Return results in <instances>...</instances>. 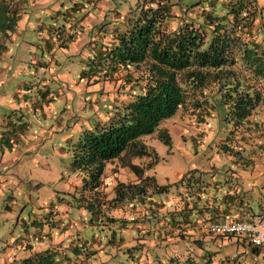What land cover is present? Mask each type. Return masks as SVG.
<instances>
[{
	"label": "rangeland",
	"instance_id": "obj_1",
	"mask_svg": "<svg viewBox=\"0 0 264 264\" xmlns=\"http://www.w3.org/2000/svg\"><path fill=\"white\" fill-rule=\"evenodd\" d=\"M142 1L25 0L14 13H9L6 7L0 5V26L6 24L0 28V33H3L0 44V177L6 179L2 186L5 194L0 197V264H24L23 260L28 264H68L69 258L76 256L78 261L84 257L90 258V264H133L127 247L133 249L136 256H141L140 262L145 261L143 254L146 252L150 258L162 256L164 246L172 245L170 240L166 239L164 245L162 236L158 238L159 241L155 240L160 244L153 245L149 238L155 235L139 233L127 222V229L116 232L117 242L120 235L125 237L119 246L118 243L109 242L111 230L101 221L108 223L107 216L116 218L118 212L128 209V219L131 216L142 219L144 211L146 221L154 226L158 217L164 214L169 217L167 211L174 210L178 204L179 192L186 186L178 181L182 174H188L189 178L193 174L195 177L200 175L199 183L206 184L210 193L215 191L214 183H209L213 174L226 188L231 181L239 182L252 210L258 212L264 207V151L256 157L254 167L245 163L242 157L235 158V161L222 151L219 144L228 132L229 123L224 118L225 107L218 93L211 98V112L205 120H196L191 114L178 109L159 124L158 130L141 137L148 148H154L157 154L153 166L144 167L141 175L145 178L149 175L155 177L156 184L167 185V189H154V181L149 178L145 180L147 184L143 183V178L133 179L137 175L130 168L121 166L119 160L106 163L103 177L105 194L103 190L93 193L82 188L81 177L70 166L72 142L77 139L81 129L111 113L115 104L128 99L129 95L119 89L120 75L94 82V77L89 78L88 74L81 76V71L89 70L96 49H102L108 36H112L113 29L123 25L125 16L137 12L138 2ZM172 1L176 2L174 12L195 13L200 7L212 4L220 8L224 0ZM75 2L76 6L73 7ZM257 2L264 7V0ZM177 23L178 20L171 17L167 27L175 28ZM190 106L188 104L186 108ZM258 109L264 122V104ZM10 119L22 121L18 122L19 126L16 124L13 128H7V123L11 124ZM160 130L168 132L171 144L159 138ZM25 147H28L27 150ZM146 160L147 156L133 159L140 166L145 165ZM230 168L246 176H254V180L240 177L230 179ZM258 170H261V174L257 173ZM13 171L16 172L15 178H12ZM118 181L142 183L149 191L142 195L145 202L135 197L138 194L136 187L123 190L122 197L115 199ZM16 183L19 187H15ZM92 193L97 197L95 200L104 205L106 198L110 200L109 207L103 206L99 221L96 218L90 221L92 214L86 206L87 200L81 198L85 196L90 200ZM7 195L15 200L9 201V206H6L9 200L6 199ZM50 201L60 211L66 212L61 221L73 230L75 240L71 242L69 238L61 237V247L54 252H51L49 242H32L38 247L35 249H49L51 252L35 254L24 249V245L21 247L20 237H33L35 222L44 233L56 231L48 209L45 208L43 213L40 211V206ZM93 203L96 205V202ZM133 203L138 206L131 210ZM33 209L36 215L31 214ZM181 217L177 215V219ZM21 218L28 222L26 231ZM116 222L118 224L119 221ZM78 224H81L83 240L77 238ZM60 231L62 234V228ZM163 231L166 234L174 232L170 229ZM142 235L147 241L146 250L141 255V249L135 246L137 237ZM8 240L11 245L7 249ZM179 245L185 246L184 242H179ZM190 245L197 246V243L190 240ZM202 245L208 247L205 246L207 244ZM209 249L224 261L230 248L229 245L214 244ZM6 251H11L16 259H4ZM208 257L204 258L207 264Z\"/></svg>",
	"mask_w": 264,
	"mask_h": 264
},
{
	"label": "trees",
	"instance_id": "obj_2",
	"mask_svg": "<svg viewBox=\"0 0 264 264\" xmlns=\"http://www.w3.org/2000/svg\"><path fill=\"white\" fill-rule=\"evenodd\" d=\"M175 3L172 0L138 2V11L124 17L123 25L113 29L112 36H108L102 49H96L93 65L89 70L81 71V76L88 74L89 78L94 77V82L120 75L119 89L129 95L128 99L115 104L111 113L81 129L77 139L72 142L70 166L81 177L84 190L93 193L103 190L105 194V166L113 160H119L121 166L130 168L137 175V180L143 178V183L147 184L145 180L149 178L153 182L155 177L149 175L145 178L141 174L144 167L153 166L157 154L154 148H148L141 137L158 130L159 124L178 109L191 114L196 120H205L211 112V98L217 93L225 107L224 118L229 123L228 132L219 144L222 151L235 161V158L242 157L252 167L253 160L264 151V122L258 114V108L264 104V7L259 6L257 0H224L220 8L212 4L200 7L195 13H177L173 8ZM171 17H175L178 23L175 28L169 29L167 24ZM188 104H191L189 109L186 108ZM158 135L163 142L171 144L167 131L160 130ZM136 156H147L145 165L135 164L133 159ZM189 177L182 174L178 180L186 185L179 192L186 194L179 209L182 218L177 219L176 209L167 211L169 217L166 214L158 217L154 226L146 221L144 211L143 218L139 220L133 216L130 219L121 215L116 218L107 216L108 223L104 225L119 221L117 226L106 227L111 230L109 242L118 243L119 246L124 242V235H120L116 241V232L127 229V222L139 233L155 235L149 238L150 243L152 240L159 241L167 227L175 231L173 228L181 222L186 221L191 225L199 222L190 216L191 209L197 205L200 211L211 208L200 205L198 197L189 199V196L196 192L209 194L210 190L206 184L199 183L200 175ZM153 184L154 189L158 190L168 187L158 186L155 181ZM133 187L138 192L135 197L145 202L142 195L149 191L142 183L134 182L118 181L115 199L122 197L123 190H133ZM93 193L91 197L88 196L90 200L85 196L81 198L87 200L86 206L92 214L90 221L94 218L99 221L103 214L101 210L109 207L110 200L106 198L103 207L102 202L95 200L97 197ZM137 206L133 203L131 210ZM216 219L211 217L207 221ZM27 225L24 222L25 231ZM64 229L67 227L63 224ZM157 229L158 232H155ZM229 235L247 239L244 234ZM77 238L83 240L82 235ZM141 238L146 239L143 235ZM194 242L197 246L190 245L193 249L204 247L198 245L196 240ZM30 247L24 246V249L30 250ZM58 247L61 246L51 247V252ZM135 247L141 249L142 255L146 242L137 237ZM253 248L259 249L256 246ZM126 249L133 258V264H200L197 256L202 257L189 251L183 256L165 252L162 256L150 258L146 252L143 254L145 261L140 262L141 256H136L131 248ZM48 250L33 252L47 251V254H51ZM209 254L208 251L204 252V258ZM86 259L88 257L78 261L76 256L69 258L68 264H79ZM23 262L28 264L26 260Z\"/></svg>",
	"mask_w": 264,
	"mask_h": 264
},
{
	"label": "crops",
	"instance_id": "obj_3",
	"mask_svg": "<svg viewBox=\"0 0 264 264\" xmlns=\"http://www.w3.org/2000/svg\"><path fill=\"white\" fill-rule=\"evenodd\" d=\"M24 2H25V0H0V5L3 6L4 8L6 7L9 10V13H12V12L14 13V11L16 12L21 8V6ZM20 16H22V14L19 15V19H20ZM5 26H6V24L1 25L0 28H4ZM2 34L3 33H0V44L1 45L3 42ZM1 40H2V42H1ZM20 121H22V119L21 120L19 119L18 121H15L14 119H12L11 124H10V122H8L6 127L7 128H13ZM19 125H20V123L17 126H19ZM27 148L28 147H25V150H27ZM4 153L5 152H3V154ZM17 159H18V157H17ZM251 159H254V158L251 157ZM256 164H257V161L253 160V167L256 166ZM230 172L232 173V174L228 173L230 179H233L234 177L235 178L240 177V178H246L248 180L249 179L254 180V176H246V175H244V173L242 174L241 172L235 171L233 169H231ZM257 173L261 174V170H258ZM15 175H16V172L13 171L12 172V178H15ZM214 175L215 174H213V179L211 181H209L210 183H214V185H215V191L213 193L205 194L202 192L201 193L196 192L193 196H189V199H191L193 197H198V203L200 205H202L203 207H209V209L211 208L214 210H211V209L206 210V208H205V209L200 211L199 205H197V207L195 206V208L191 209L190 216L193 218H197V221H199V222L191 225L190 223L184 221V222H181L180 225H178V226L175 225L176 228H173V230H175L173 233H167V234L164 233V235H163L164 238H162V241H164V245L166 244L167 240H170V242H172V245H165L164 246L165 249H164L163 254H165V252H166V254L178 253L179 255L183 256V255H186L189 251H192V253H199L200 256H202V257H199L197 259L199 260L200 264H203V262H205V259L207 258L206 257L204 259L203 253L208 251L210 253L208 259L211 261L210 262L211 264H264V250H262L260 248L258 250H254V248H253L254 245L250 244L247 239L237 237L235 235H229V234H225V235L210 234L207 231V228H206V225L208 222L207 220L210 219L211 217H216V218L220 219L224 216H230L232 218H238L239 219V218H244V217H247L249 215L256 214V213H263L264 214V209H263L264 207L262 208L261 211H258V212H255L252 210L251 205H249V199L247 198L246 193H244L245 191L244 190L242 191L243 186L239 182H232L231 181V183L227 184V188H226V187H224V185L221 184V182L218 179H216L214 177ZM133 179L136 180L137 177L133 176ZM5 181H6L5 178L0 177V197L5 194V191L2 188L3 183H5ZM15 187H19L18 183H16ZM181 191H183V190H181ZM184 194L185 193L181 194V196L178 197V204L175 207V209L178 212L177 213L178 215H179V209L181 208V206L184 203V199H185L183 197ZM202 195H204V197H202ZM7 198L9 200H7L8 203H6L7 204L6 206H9V201L10 202L15 201L11 195H7L6 199ZM191 204L193 205L192 202H191ZM259 205L262 207L261 202L259 203ZM103 206H105V205L103 204ZM45 208L48 209V213H50V215H51L50 216L52 218L51 223L55 226L56 231H54V233H50L48 230V232L44 233L41 230V228L38 226V222L33 223V231H34L32 234L33 237H31V235L30 236H25V235L23 236L22 235V237H20L21 247L23 245L25 246V248H27L28 246L29 247L31 246L30 251H32V252L40 250V249H35L38 247H37V245L33 244L32 242L41 241V244L49 242L50 248H51L53 246H61V245H59L61 237H67L70 239V241L73 238H75L74 232H72L73 230H71L70 228H67L65 231L62 230L63 233L61 234L60 229L63 228V224H62L63 222L61 221V218L66 216V212L60 211L58 209V207H56L53 204L52 201H50V203L43 204L40 206L41 213L44 212ZM31 214L36 215L37 213H35L34 209H33L31 211ZM56 214L58 215L57 218H56ZM118 215H121L122 217L128 218V216H129L128 209L125 212L122 211ZM37 219L38 218H36L34 220H37ZM20 220L22 221L23 224H24V222H27L23 218H21ZM203 220L207 221V222H204ZM132 223H134V221ZM104 224L105 223H103L102 225H104ZM80 225L81 224H78L77 225L78 227H76V230L78 232L77 235H82V230L80 229L81 228ZM104 226H108L110 228V227L117 226V224L111 222V223L104 225ZM167 229H170V228L167 227ZM26 230H28V228H26ZM43 233L45 234L44 237H43ZM210 237L213 239H210ZM140 239H141V241H145V242L147 241V239H144L141 237H140ZM190 240H193V241L196 240L197 242H199L198 244H200V243H202L204 245L207 244L205 246H208V247H197L196 249H193L190 246ZM54 241H56V243H54ZM179 242H184L185 246L183 247V246L178 245ZM151 244L158 245L160 243L156 242L155 240H152ZM214 244H216L217 246L229 245L230 249L227 250L226 257H225L224 261L220 259L219 255L217 256V253H215L214 250L209 249L210 245H214ZM6 245H7V249H8L9 246L11 245V241L10 240L6 241ZM12 245L14 246V244H12ZM14 248L15 247H13V249ZM194 251H196V252H194ZM10 252L7 253V251H6V253L4 255V259L6 258L7 260H11V259L15 260L16 259L15 255L14 254L12 255ZM1 259H3V258L1 257ZM90 262H91V259L88 258V259L84 260L83 262L81 261L80 263L81 264H87V263L90 264ZM205 263H207V262H205Z\"/></svg>",
	"mask_w": 264,
	"mask_h": 264
},
{
	"label": "built area",
	"instance_id": "obj_4",
	"mask_svg": "<svg viewBox=\"0 0 264 264\" xmlns=\"http://www.w3.org/2000/svg\"><path fill=\"white\" fill-rule=\"evenodd\" d=\"M206 228L213 234H244L250 244L264 250L263 213H256L239 219L224 216L220 219L208 221Z\"/></svg>",
	"mask_w": 264,
	"mask_h": 264
}]
</instances>
